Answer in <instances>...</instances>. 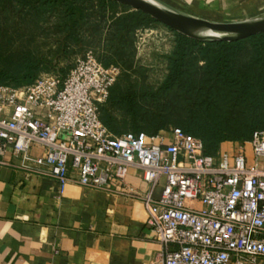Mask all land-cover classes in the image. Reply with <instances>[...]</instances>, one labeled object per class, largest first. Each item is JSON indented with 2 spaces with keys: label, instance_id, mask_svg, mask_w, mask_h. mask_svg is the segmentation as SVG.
I'll return each mask as SVG.
<instances>
[{
  "label": "built area",
  "instance_id": "built-area-1",
  "mask_svg": "<svg viewBox=\"0 0 264 264\" xmlns=\"http://www.w3.org/2000/svg\"><path fill=\"white\" fill-rule=\"evenodd\" d=\"M119 75L87 52L66 76L0 86V158H18L25 173L61 190L70 181L107 189L137 170L148 185L137 196L146 226L163 247L152 264H264V130L223 142L214 156L179 127L113 134L100 107Z\"/></svg>",
  "mask_w": 264,
  "mask_h": 264
},
{
  "label": "trees",
  "instance_id": "trees-1",
  "mask_svg": "<svg viewBox=\"0 0 264 264\" xmlns=\"http://www.w3.org/2000/svg\"><path fill=\"white\" fill-rule=\"evenodd\" d=\"M156 25L163 24L114 0H0V86L28 85L42 73L66 76L78 56L92 52L104 66L120 68L100 107L113 134L179 127L214 156L223 142L264 130V32L201 41L163 25L174 40L161 58L162 79L153 80L136 60L135 43L139 29ZM46 40L54 42L49 55L36 47ZM116 113L130 118L132 130Z\"/></svg>",
  "mask_w": 264,
  "mask_h": 264
},
{
  "label": "crops",
  "instance_id": "crops-1",
  "mask_svg": "<svg viewBox=\"0 0 264 264\" xmlns=\"http://www.w3.org/2000/svg\"><path fill=\"white\" fill-rule=\"evenodd\" d=\"M184 14L238 22L264 12V0H154ZM0 158V264H152L163 247L146 226L137 170L125 184L92 189L25 173ZM160 188L155 192L158 196Z\"/></svg>",
  "mask_w": 264,
  "mask_h": 264
},
{
  "label": "water",
  "instance_id": "water-1",
  "mask_svg": "<svg viewBox=\"0 0 264 264\" xmlns=\"http://www.w3.org/2000/svg\"><path fill=\"white\" fill-rule=\"evenodd\" d=\"M141 11L161 24L201 41L235 42L264 32V13L238 22H214L187 15L154 0H114Z\"/></svg>",
  "mask_w": 264,
  "mask_h": 264
},
{
  "label": "rangeland",
  "instance_id": "rangeland-1",
  "mask_svg": "<svg viewBox=\"0 0 264 264\" xmlns=\"http://www.w3.org/2000/svg\"><path fill=\"white\" fill-rule=\"evenodd\" d=\"M117 10L120 11V7H118ZM262 13L264 12H260V14ZM139 30L140 32L138 33V37H136V42H138V48H136V60L139 62L140 66H143L150 71L151 79L161 80L165 73V67L162 64L163 61L161 58L170 52L174 40L173 34L163 25H156L150 28ZM52 46H54V42L49 43L47 40L36 43L38 51L43 52L44 55H49L51 50L53 51L54 47ZM60 63L62 64L61 66H63V64L66 62L62 61ZM116 116L119 120H121V125L123 124V120L127 123V125L124 126L125 130H132L129 121H126L127 119H130L129 117H126L121 113H116Z\"/></svg>",
  "mask_w": 264,
  "mask_h": 264
}]
</instances>
